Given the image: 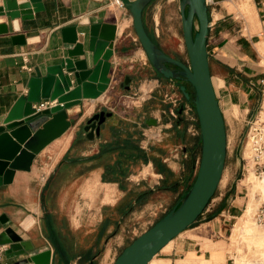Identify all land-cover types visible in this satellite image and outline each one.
I'll return each instance as SVG.
<instances>
[{"label":"crops","instance_id":"crops-1","mask_svg":"<svg viewBox=\"0 0 264 264\" xmlns=\"http://www.w3.org/2000/svg\"><path fill=\"white\" fill-rule=\"evenodd\" d=\"M246 1L242 0V6ZM36 5L37 9L29 18L0 13L1 27H7L0 31V124L17 97L27 92L29 78L36 74L35 69L45 73L49 65L58 64L67 55L72 43L63 40V26L75 25L77 33L84 34L85 56L91 66L90 25L115 24L112 54L108 58L109 81L94 83L93 88L99 89L96 95L82 94L78 103L66 108L70 126L35 153L28 169L15 168L10 173H0V231L9 225L23 239L30 240L33 247L39 250L49 247V264H92L96 255L85 254L95 248L93 243L87 242L89 236L95 239L102 229V234L107 232L119 212L121 218L125 213L133 214L138 210L149 216L155 214L164 201L157 191L159 187L163 186L167 195L174 198L179 194L180 185L194 175L195 152L196 147L199 148L195 111L187 105L178 83L176 91L172 86L163 85L164 76H158L148 61L126 7H119L111 0H37ZM260 16H263L260 25L264 28V13L260 12ZM218 24L213 32L209 25L206 50L220 110L223 111L221 100L224 99L243 113L249 111L251 116L250 111L261 104L263 92L260 90L263 88L259 85L260 82L264 84L261 71L250 61L252 41L242 34L248 47L237 42L239 36L217 42L221 32ZM20 32L25 33L24 43L12 39L13 34ZM263 47L264 40L258 49ZM126 71H131L133 77L128 87L121 84L123 75L128 74ZM72 85H76L75 79ZM136 92L139 95L134 100L135 114L132 116L127 107L129 101H133L129 97ZM101 109L111 114L100 124L99 134L89 138L83 123ZM148 117H154L155 124L146 123ZM124 157L137 161V169L115 178L117 170H122L120 165ZM133 176L138 184L135 190L131 183L123 180L133 179ZM90 181L99 186L92 197L84 196L85 184L93 188ZM104 196L109 200H102ZM129 202L133 206L130 207ZM137 204L141 205L135 209ZM221 228L225 229L220 221L212 219L184 228L181 231L185 233L171 241L167 252L170 255L161 256L170 259V263L162 264H174L176 258L187 252L206 257L208 264H226L230 258L227 253L222 262H216L219 260L211 254L213 252L201 248L203 236L209 237L210 231ZM108 240L104 241L102 249L111 248L106 247ZM8 246L9 243H5L4 248ZM22 256H26V252L4 258V261L10 264ZM186 261L194 262L195 259L188 257ZM155 262L156 256L149 264ZM98 264H102V260Z\"/></svg>","mask_w":264,"mask_h":264},{"label":"water","instance_id":"water-1","mask_svg":"<svg viewBox=\"0 0 264 264\" xmlns=\"http://www.w3.org/2000/svg\"><path fill=\"white\" fill-rule=\"evenodd\" d=\"M132 15L133 27L145 55L152 67L164 77L188 82L193 89L192 103L197 117L200 152L197 168L191 185L165 213L127 243L117 254L112 264H146L157 251L178 232L194 221L213 194L223 169L226 139L223 115L212 85L206 50L208 32L207 5L204 0H178L182 38L188 58L185 63L166 53L147 34L142 22V7L149 0H121ZM37 0H2L0 13L10 17H32L37 9ZM34 6L32 8L31 6ZM194 19L197 26L194 27ZM115 24L92 23L89 28L88 47L91 66L85 56L84 34L77 33L75 25L62 27V38L72 43L67 55L58 64L49 65L45 73L36 68L29 78L27 92L17 97L0 124V173L15 168L28 169L37 153L47 142L66 130L71 121L66 108L78 103L81 95L94 96L99 89L94 83H107L112 54ZM0 24V31L6 30ZM12 39L25 42V33H15ZM84 55L74 59V56ZM75 79L76 85H72ZM130 76L126 74L124 82ZM101 87V86H100ZM128 87V86H127ZM184 98L189 99L183 83L178 84ZM43 97L56 98L49 107L36 110L32 103ZM109 110H98L89 116L83 129L92 138L99 134L100 124L110 115ZM155 124L154 117L145 119ZM3 220V219H2ZM4 221V220H3ZM4 257L26 252L14 264H49L51 249L39 250L28 239H23L11 226L0 231V245ZM1 264V259H0Z\"/></svg>","mask_w":264,"mask_h":264},{"label":"rangeland","instance_id":"rangeland-1","mask_svg":"<svg viewBox=\"0 0 264 264\" xmlns=\"http://www.w3.org/2000/svg\"><path fill=\"white\" fill-rule=\"evenodd\" d=\"M206 5L209 7L208 21L211 22L210 31L213 32L214 26L219 23L217 28L218 30H221V32L220 36L216 39L217 42L222 41L224 38H232L234 40L236 36L245 34L249 40L252 41L250 43L251 49H249L250 61L261 71L260 76L264 77V47L262 50L258 49L259 43L264 40V28L260 25V19L263 17L260 16V12L264 13V4H262L260 0H247L245 6H242V0H212V2L206 3ZM143 18L148 32L152 35L156 43L167 53L176 56L181 61L187 63L188 58L180 27L178 0H151L144 7ZM194 22V27H196L197 23L195 19ZM256 62H258V64ZM126 73L132 75L131 71H126ZM157 74L158 76L160 75L159 72H157ZM136 77L137 82L140 83L138 80L139 76L137 74ZM162 80L164 86H172V88L176 91L175 84L178 83L177 79H168L167 77H163ZM135 85L138 86L137 83H135ZM259 86L261 89L263 88V91L260 90V92H263L264 94V84L260 82ZM138 93L139 92H136L135 94H132V97H129V100L133 101H129L130 103L127 108L130 109L129 113L132 116L135 114L134 102L136 101L134 100L137 99L136 96L139 95ZM188 101L189 100H187V105H189V108H192L191 102ZM221 107L223 109L221 112L223 114L226 139L223 169L212 196L210 197L204 209L194 220L193 225L208 219H212L214 221H220L222 227H225V229L221 228L219 231H210V234H208L209 237L203 236L201 241V248L209 249L210 252H213L211 254H213L216 259L218 258L219 261L216 262H222L224 260V253H227L228 256H230L228 250H235V244L232 243L231 237L233 230L239 224L240 219L247 217L246 219L249 223L252 224L253 222V232L257 238L251 241L250 244L242 238L238 245H236V258L233 260L230 257L226 263L231 264L233 261V264H236L245 260L248 261L257 259L259 258V255L264 253V229L258 224L256 225L253 221L252 209L255 206V202L253 199V194L246 186L245 180L246 174L249 172L248 166L251 165L253 168L252 161L248 157L249 153L247 151V145H245L246 134L249 128L250 113H248L249 111L247 113H243V111L239 108L237 109L235 105H228L224 99L221 100ZM259 108L260 106L258 105L250 112L256 113ZM117 109L119 110V108ZM262 114L264 116V108L262 110ZM244 147L246 154H243ZM199 150L200 147H196L195 153L197 158L195 170L197 168L200 152ZM120 166L122 170H117L116 175L114 174L115 178H120L122 175L125 176L128 173L134 171L137 169L138 163L137 161H131V158L129 157H124ZM132 178L133 179L123 180L127 184L131 183V186L134 189L135 186H138V184L136 185V182L134 181L135 177L133 176ZM187 182H185V184ZM91 183L93 188L92 186L87 187L85 184L83 189L84 196L87 195L92 197L96 192L99 185H97L94 181ZM185 184L182 183V185H180L181 188L179 194L184 188ZM163 188L164 187L161 186L157 190L161 195L160 197L164 199V201H162L160 207H157L159 210L155 211V214L149 216L145 212L140 213L138 210L133 214L127 215V213H125L123 218H121L119 217L121 214L119 212L113 220V225L110 227V229H108L107 232L102 234V229L100 234L95 239L94 236H89L86 239L87 242L90 241V243H93L92 245L95 247L93 250H88L85 253L89 255L91 252V256L96 255L92 264H98L100 260H102V264H112L117 254L131 239L147 228L154 221V219L159 216V214H161L165 209H167V207L174 203L179 194L174 198H171L169 195H167L168 191ZM102 200L109 199L104 196ZM140 205L141 204H137L135 209H138ZM131 206H133V203L130 204V207ZM249 209H251V211L248 214ZM222 218H225L224 223L222 222ZM107 220L112 222L111 219ZM107 220L104 222L107 223ZM186 228L187 227H185V229ZM184 233L185 232L183 231L179 233V235L172 237V242L174 238L175 240L179 239ZM191 235L197 236L196 234ZM217 238L221 239L214 240ZM106 239H109L106 247L108 246L111 248H106L104 250L102 248ZM172 242L167 245L169 247L160 251L158 250L157 253L154 254L157 258V262L154 264H162V262L165 261H169L170 263V259L161 258V256L170 255L167 252L170 250L169 248L171 247ZM188 257H192L195 259V261L187 262L186 260ZM174 264L208 263L206 261V257H197L194 256L193 253L187 252L183 257L176 258L174 260Z\"/></svg>","mask_w":264,"mask_h":264},{"label":"built area","instance_id":"built-area-1","mask_svg":"<svg viewBox=\"0 0 264 264\" xmlns=\"http://www.w3.org/2000/svg\"><path fill=\"white\" fill-rule=\"evenodd\" d=\"M115 5L119 7H125L121 0H111ZM205 3L212 2V0H204ZM263 3L264 0H261ZM211 24L210 21H208V26ZM26 66V65H24ZM28 68H31L28 66ZM167 97H169L167 94H165ZM173 102L175 98L173 97L171 99ZM57 101L56 99L46 98L43 100H40L39 102L33 103V106L36 110L49 107L53 104H55ZM105 104H107V101H104ZM260 106V105H259ZM107 108H111V106L107 105ZM258 111L256 113L254 112L253 115L249 118V128L246 134V143L247 145V151H248V157L251 159L253 164V171L257 176H263L264 175V119L258 117ZM170 113H173V110L170 109ZM253 219L254 221L260 225L264 229V199L261 200L257 206L255 207L253 211ZM4 245H0V259L1 264H8L6 261H4ZM14 264V263H10ZM233 264V261L232 263ZM236 264H264V257L252 259V260H246L243 262H239Z\"/></svg>","mask_w":264,"mask_h":264},{"label":"bare ground","instance_id":"bare-ground-1","mask_svg":"<svg viewBox=\"0 0 264 264\" xmlns=\"http://www.w3.org/2000/svg\"><path fill=\"white\" fill-rule=\"evenodd\" d=\"M263 108H264V94H263V98H262V101H261V104H260V108H259V111H258V117L262 118V119H264V116L262 114ZM245 147H244V150H243V154H246ZM248 168H249V172L246 174V179L245 180H246V186L248 187V190L253 194V199H254V202H255V206L252 209V213H253L255 207L257 206V204L261 200L264 199V175L263 176H257L254 173L253 168H252L251 165H249ZM250 211H251V209H249L248 214L250 213ZM246 218L243 217L242 219H240L239 224L233 230L231 241H232L233 244H235V250H233V251H229L228 250V253L230 254V257L233 260L236 258V254H237L236 253V245H238L239 241L242 238L245 239V241L248 242L249 244L251 243V241H253V240H255V238H257V237H255L254 232H253V222H252V224L249 223ZM252 218H253V215H252ZM253 221H254V219H253ZM254 223L257 225V223L255 221H254ZM181 232L182 231L178 232L176 235H179V233H181ZM172 239L173 238L169 239L159 250H162L164 247H166L172 241ZM154 257H155V255H152V257L148 260V262L146 264H149ZM262 257H264V253L259 255V258H262Z\"/></svg>","mask_w":264,"mask_h":264},{"label":"trees","instance_id":"trees-1","mask_svg":"<svg viewBox=\"0 0 264 264\" xmlns=\"http://www.w3.org/2000/svg\"><path fill=\"white\" fill-rule=\"evenodd\" d=\"M151 0H149L148 2H150ZM148 2L142 7V22H143V26H144V28H145V30H146V32H147V34L149 35V37L156 43V41L154 40V38L152 37V35L148 32V30H147V28H146V26H145V24H144V21H143V10H144V7L148 4ZM207 13H208V6H207ZM207 16H208V20H209V14H207ZM207 36V35H206ZM236 40H237V42L238 43H240L241 45H242V47H248V43H247V41H246V39L243 37V36H239V37H237L236 38ZM157 44V43H156ZM158 45V44H157ZM159 46V45H158ZM160 47V46H159ZM166 52V51H165ZM167 53V52H166ZM169 54V53H168ZM171 55V54H170ZM171 56H173V55H171ZM173 57H176V56H173ZM177 58V57H176ZM160 74V73H159ZM161 75V74H160ZM162 76V75H161ZM174 79H176V78H174ZM178 80V79H177ZM180 80H178V84L179 83H183L184 84V86H185V89L188 91V94H189V99H186V100H189L190 102H191V105H192V107H193V103H192V101H191V99H192V94H193V89H192V86L188 83V82H186V81H183V82H179ZM195 116H196V114H195ZM196 124H197V126H198V122H197V117H196ZM200 144V143H199ZM200 147V146H199ZM200 151V150H199ZM195 172H196V170H195ZM195 172H194V175L190 178V180L185 184V186H184V188L181 190V192H180V194L178 195V197L176 198V200L174 201V203L172 204V205H174V204H176L177 202H178V200H179V197L185 192V190L191 185V183H192V181H193V179H194V176H195ZM174 184H176L177 182L176 181H174L173 182ZM167 187H170V186H167ZM212 196V195H211ZM137 198H138V196H137ZM209 199H210V197L208 198V200H207V202L209 201ZM207 204V203H206ZM206 204H205V206H206ZM172 205H170L169 207H167V209H165L161 214H159V216L157 217V218H159L163 213H165ZM204 206V207H205ZM204 209V208H203ZM201 213V212H200ZM199 215V214H198ZM197 215V216H198ZM197 216L195 217V219L197 218ZM156 218V219H157ZM156 219H154V221L156 220ZM194 219V220H195ZM153 221V222H154ZM193 222L194 221H192L190 224H188L186 227H188V226H191V225H193ZM132 240V239H131ZM130 240V241H131ZM129 241V242H130ZM128 242V243H129Z\"/></svg>","mask_w":264,"mask_h":264},{"label":"flooded vegetation","instance_id":"flooded-vegetation-1","mask_svg":"<svg viewBox=\"0 0 264 264\" xmlns=\"http://www.w3.org/2000/svg\"><path fill=\"white\" fill-rule=\"evenodd\" d=\"M129 76H130V79L127 81V82H124V79H125V74L123 75V77H122V82H121V84L122 85H124V86H129V84H130V82H131V80H132V75H130V74H128ZM86 123V121L83 123V126H84V124ZM82 126V127H83ZM86 132V131H85ZM108 173H110V172H108Z\"/></svg>","mask_w":264,"mask_h":264}]
</instances>
